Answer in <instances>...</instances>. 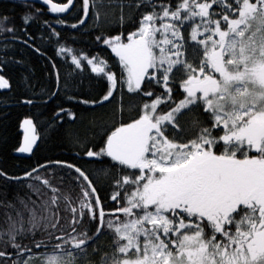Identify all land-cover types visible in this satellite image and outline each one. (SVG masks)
<instances>
[{
    "label": "snow or ice",
    "instance_id": "obj_1",
    "mask_svg": "<svg viewBox=\"0 0 264 264\" xmlns=\"http://www.w3.org/2000/svg\"><path fill=\"white\" fill-rule=\"evenodd\" d=\"M18 2L21 26L17 0L0 11V90L27 65L18 103L106 111L57 104L49 128L84 125L72 159L0 167V264H264V0ZM8 40L47 62L52 87L33 91ZM20 128L14 151L33 153V118Z\"/></svg>",
    "mask_w": 264,
    "mask_h": 264
},
{
    "label": "trees",
    "instance_id": "obj_2",
    "mask_svg": "<svg viewBox=\"0 0 264 264\" xmlns=\"http://www.w3.org/2000/svg\"><path fill=\"white\" fill-rule=\"evenodd\" d=\"M13 0H0V11H4L5 5H10ZM60 2V0H55ZM45 10L46 7L44 6ZM25 9L17 1L15 12H6L11 17L10 24L21 26L19 13H22ZM45 18H50L53 21L56 18V14L48 13ZM53 27L60 30V26L53 23ZM29 32L36 35V40L32 41L38 46H42L46 49L49 56L54 55V48L50 44H44L39 36L35 25L29 27ZM117 30H119L117 28ZM64 34V33H62ZM8 33H0V37L7 36ZM23 35V33H21ZM5 43L3 39H0V44ZM7 43L15 44L16 47L8 49L9 55H14L15 58H24L28 64L34 70V83L37 91L41 87H52L51 81L44 75L46 71V61L38 55L34 54L31 49L25 48L21 51L19 42L8 40ZM3 55V53H0ZM56 62L59 65L61 72L68 71V65L65 64L60 57H56ZM27 71V65H9L6 69L7 75L12 77V91L7 92L0 90V167L8 170L12 173H17L22 168H26L34 164L37 160H43L45 157L50 158H67L72 159L73 147L71 144V135L77 131H83V123L80 120L72 122L68 118L64 121L59 122L58 127L53 130L48 127L49 123L53 118V112L55 107L59 103H63L64 107H71L78 115L82 112L85 116L91 120L93 117L97 119H103V114L106 109L95 108L85 109L81 105H74L71 103L63 102L62 97L50 99L48 103H43L39 99V93L37 95V103L34 106L18 103L21 96L30 95L27 93L21 83V77ZM75 87V85H74ZM79 91L83 94H87L89 91V85L85 82L79 85ZM75 94V93H70ZM3 98H7V103L4 102ZM111 108V105L107 106ZM25 116H31L36 124L37 132L39 133V147L36 146L34 152L28 157H21L14 155V149L17 148L21 140L20 122ZM91 167V165H86Z\"/></svg>",
    "mask_w": 264,
    "mask_h": 264
},
{
    "label": "water",
    "instance_id": "obj_3",
    "mask_svg": "<svg viewBox=\"0 0 264 264\" xmlns=\"http://www.w3.org/2000/svg\"><path fill=\"white\" fill-rule=\"evenodd\" d=\"M18 1V0H17ZM36 2H37V4H39L40 3V0H36ZM45 7L47 8V6L45 5ZM52 14H54V13H52ZM20 131H21V140H20V143L22 142V140H23V135H24V132H23V129H21L20 128ZM38 142H39V138H38ZM20 145V144H19ZM33 148L35 149L36 148V145H34L33 146ZM32 153H21V152H15L14 151V155H16V156H21V157H28V156H30Z\"/></svg>",
    "mask_w": 264,
    "mask_h": 264
},
{
    "label": "rangeland",
    "instance_id": "obj_4",
    "mask_svg": "<svg viewBox=\"0 0 264 264\" xmlns=\"http://www.w3.org/2000/svg\"><path fill=\"white\" fill-rule=\"evenodd\" d=\"M39 6V4H37Z\"/></svg>",
    "mask_w": 264,
    "mask_h": 264
}]
</instances>
